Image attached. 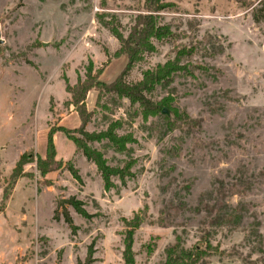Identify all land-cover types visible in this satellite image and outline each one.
<instances>
[{
    "label": "rangeland",
    "instance_id": "rangeland-1",
    "mask_svg": "<svg viewBox=\"0 0 264 264\" xmlns=\"http://www.w3.org/2000/svg\"><path fill=\"white\" fill-rule=\"evenodd\" d=\"M163 2L157 22L171 37L123 81L189 47L180 64L192 76L143 93L152 106L168 102L154 110L86 93V132L115 124L132 138L123 152L89 144L111 167L132 161L131 176L105 191L69 139L79 119L65 84L84 83L88 66L111 84L127 59L113 56L109 29L126 38L148 1L0 0V264H85L88 250L89 264H122L129 231L135 264H160L177 239L189 249L205 232L222 254L204 264H264V0ZM49 132L56 165L45 159ZM71 197L87 219L61 203ZM216 206L237 210L233 229L209 225Z\"/></svg>",
    "mask_w": 264,
    "mask_h": 264
},
{
    "label": "trees",
    "instance_id": "trees-1",
    "mask_svg": "<svg viewBox=\"0 0 264 264\" xmlns=\"http://www.w3.org/2000/svg\"><path fill=\"white\" fill-rule=\"evenodd\" d=\"M149 5L146 4L145 12L147 14L138 17L136 27H132L131 31L126 38H123L118 32L113 29H109L111 35L118 42V50L113 54L114 57L124 55L127 59L126 65L120 75L109 85L97 82L96 75H92L91 67L88 66L85 69V82L80 80L71 87L65 84V91L70 96L71 105L76 112L79 119L78 128L73 131L77 136H70L69 139L73 143L75 149L79 151L84 159L91 163L98 173L103 189L109 190L113 186L112 179L116 178L119 181H123L125 178L131 176L130 168L132 161L128 160L123 163L121 167H111L107 165L102 153L90 146L92 143H101L105 141L116 152L125 151V145L132 143V138L129 136L117 137L115 134L116 125L110 124L106 130L100 132H86L85 125L89 121V113L86 111L84 105V99L86 93L90 89L97 91L113 92L119 97L126 98L130 103H137L140 107L145 109L149 105V109L161 108L168 105L166 100H163L157 104L150 105L143 93H151L153 88L159 84H166L171 82L172 77L177 74H183L186 76H192V73L188 70L186 64H180V61L184 57H189L193 54V48H181L177 51L173 59L166 61L162 65H156L153 69L144 70L141 73V78L134 84H126L123 78L133 68V66L139 63L145 56L151 55L155 52L154 43L165 42L171 37V32L167 26H160L157 22L158 13L163 12L166 8L163 0H146ZM257 19V18H256ZM157 106V107H156ZM177 120L184 122L179 117ZM45 159L50 164H55L54 149L51 142V133L47 134V149ZM20 165V161L17 166ZM52 165H44V168L38 166L40 173H48L55 170ZM72 177L78 180L74 171H70ZM62 204L70 206L73 211L82 218H88V214L83 209L82 202L69 198ZM211 212H209L210 214ZM215 216L209 220V225L214 227H225L226 229H233L237 225L238 213L236 209H230L228 206H216L214 209ZM64 223L72 230H74L71 220L63 210L62 212ZM132 235L131 231L127 232L123 239V250L121 252L122 264H135L134 254L132 252ZM247 243V238H246ZM218 247L212 246L209 242L207 233L200 238V244L195 245L189 249L183 248L181 242L177 239L173 245L169 246L164 253V260L160 264H204V260L215 255H221ZM90 263V250H88L85 264Z\"/></svg>",
    "mask_w": 264,
    "mask_h": 264
},
{
    "label": "water",
    "instance_id": "water-1",
    "mask_svg": "<svg viewBox=\"0 0 264 264\" xmlns=\"http://www.w3.org/2000/svg\"><path fill=\"white\" fill-rule=\"evenodd\" d=\"M162 114L166 115V112L162 111Z\"/></svg>",
    "mask_w": 264,
    "mask_h": 264
}]
</instances>
